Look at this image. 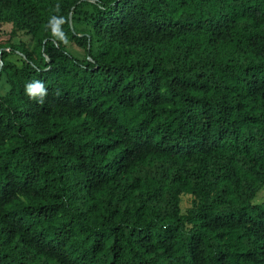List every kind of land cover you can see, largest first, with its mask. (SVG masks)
<instances>
[{"label":"trees","instance_id":"obj_1","mask_svg":"<svg viewBox=\"0 0 264 264\" xmlns=\"http://www.w3.org/2000/svg\"><path fill=\"white\" fill-rule=\"evenodd\" d=\"M3 24L0 264H264V0H0Z\"/></svg>","mask_w":264,"mask_h":264},{"label":"rangeland","instance_id":"obj_2","mask_svg":"<svg viewBox=\"0 0 264 264\" xmlns=\"http://www.w3.org/2000/svg\"><path fill=\"white\" fill-rule=\"evenodd\" d=\"M11 31H12V26L10 24L0 25V43L8 41L11 38ZM20 37L24 38L25 40L27 39L26 37H24V34H22L21 32L18 34V36L16 38L18 39ZM26 41L28 42L29 39H27ZM73 51H74V49H73ZM77 52L79 53L80 56L83 55V52H81V51H77ZM3 82H4V80L1 81V86H2ZM192 200H193V197L191 195H183L182 196L181 206H182L183 211H185L187 208L191 207ZM253 203H255V204L264 203V189L257 195V197L255 198Z\"/></svg>","mask_w":264,"mask_h":264},{"label":"clouds","instance_id":"obj_3","mask_svg":"<svg viewBox=\"0 0 264 264\" xmlns=\"http://www.w3.org/2000/svg\"><path fill=\"white\" fill-rule=\"evenodd\" d=\"M38 91H40V89H38V88H30L29 89V92L32 93V94H35Z\"/></svg>","mask_w":264,"mask_h":264},{"label":"water","instance_id":"obj_4","mask_svg":"<svg viewBox=\"0 0 264 264\" xmlns=\"http://www.w3.org/2000/svg\"><path fill=\"white\" fill-rule=\"evenodd\" d=\"M70 23L72 24V19H71V15H70Z\"/></svg>","mask_w":264,"mask_h":264}]
</instances>
